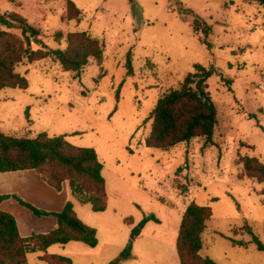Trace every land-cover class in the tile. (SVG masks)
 <instances>
[{"label":"rangeland","instance_id":"obj_1","mask_svg":"<svg viewBox=\"0 0 264 264\" xmlns=\"http://www.w3.org/2000/svg\"><path fill=\"white\" fill-rule=\"evenodd\" d=\"M71 1L81 11L78 20H67V0H0V13L38 30L26 40L20 28L0 24L22 51L63 49L65 35L75 31L102 45L101 58L90 57L78 74L63 71L53 57L23 58L14 70L26 77L27 88L0 90L1 132L64 136L92 147L103 164V211L78 202L67 181L61 191L77 217L95 228L97 245L53 244L47 254L72 264H179L178 226L194 202L212 213L201 255L218 264H264V253L246 232L249 226L264 244V179L250 178L241 163L247 155L264 164V6L250 0ZM201 69L211 71L204 85L217 111L211 139L196 137L166 150L146 146L158 98ZM11 175L0 172V194L15 190L40 209L55 207L45 203L46 191L53 190L35 171ZM3 207L22 236L47 231L43 216L13 198ZM148 215L156 220L132 237L133 226ZM126 247L130 255L116 261ZM40 254L28 253V264H48Z\"/></svg>","mask_w":264,"mask_h":264},{"label":"trees","instance_id":"obj_2","mask_svg":"<svg viewBox=\"0 0 264 264\" xmlns=\"http://www.w3.org/2000/svg\"><path fill=\"white\" fill-rule=\"evenodd\" d=\"M255 1L264 6V0ZM81 11L74 2L67 0V20H78ZM0 24L7 28L18 27L28 40L38 30L19 17L0 13ZM208 34V25L204 26ZM59 35V33H57ZM65 48L30 50L8 39V32L0 30V90L4 88L26 89L27 79L17 73L15 66L26 58L28 63L53 57L63 71L78 74L90 57L100 59L102 45L85 31L68 32L65 35ZM127 74L131 73V64L127 59ZM211 71L201 69L188 74L179 88H172L158 98L151 110V128L145 138L148 147L166 150L179 143L189 142L196 137L211 139L217 121L215 104L205 90V81ZM242 169L254 180L264 179V164L255 157L243 156ZM103 168L96 151L92 147L76 146L64 136H49L40 132L34 137L8 135L0 131V172L34 170L40 178L56 191L61 190L65 181L71 195L80 203L88 204L94 212L106 208L105 180L101 174ZM13 198L21 206L37 216H54L55 225L46 232L31 233L22 236L14 216L0 209V264H28L27 254L41 251L38 256L48 264H72L70 258L60 254H47L46 249L53 244H65L78 241L86 246L95 247L98 243L95 228L81 221L73 210L70 200L62 209L46 211L22 199L15 193L0 194V201ZM211 208L190 202L182 213L175 240L179 264H218L208 256L201 255L202 233L210 219ZM156 220L153 215L144 216L131 230L136 237L144 224ZM250 242L264 253V244L250 227ZM237 246H244L242 240L230 237ZM129 248H124L119 258L128 257Z\"/></svg>","mask_w":264,"mask_h":264},{"label":"crops","instance_id":"obj_3","mask_svg":"<svg viewBox=\"0 0 264 264\" xmlns=\"http://www.w3.org/2000/svg\"><path fill=\"white\" fill-rule=\"evenodd\" d=\"M32 171H34V170H23V171H15V172H1V173H12V175L11 176H18L19 174H26V175H28V174H30ZM20 172H26V173H20ZM40 177V176H39ZM30 181H31V184L33 185V186H36V185H38V181H37V179H36V177H32V176H30ZM41 179V178H40ZM42 180V179H41ZM43 181V180H42ZM44 182V181H43ZM45 183V182H44ZM46 184V183H45ZM49 186V185H48ZM50 187V186H49ZM63 188H64V183H63V185H62V188H61V190H59V191H56L55 189H53L52 187H50V189L51 190H53V191H50V190H47L46 191V195H45V199H46V201H45V203H47V204H50V203H52V204H54L55 205V207L54 208H43V210H46V211H58V210H60V209H62V207H63V205H64V203L68 200V198H67V195L66 194H64V193H61V191L63 190ZM2 189L0 188V191H1ZM19 191H15V190H12V192H7V193H15V194H17V195H21V194H19L18 193ZM2 194V193H1ZM4 194V193H3ZM9 199V198H8ZM6 200V199H5ZM15 200V199H14ZM25 200V199H24ZM27 201V200H26ZM29 202V201H28ZM31 203V202H30ZM3 204H4V200H2V201H0V209L2 210H4V211H9V209L8 208H5V207H3ZM32 204V203H31ZM34 205V204H33ZM35 206V205H34ZM40 206H42V205H40ZM37 207V206H36ZM43 207V206H42ZM39 208V207H38ZM42 209V208H41ZM40 221H42V222H45V223H47V227H46V229H47V231L50 229V228H52L54 225H55V218L53 217V216H43L41 219H40ZM21 234V233H20ZM52 246V245H51ZM51 246H49V247H51ZM48 247V248H49ZM47 248V249H48ZM47 249H46V252H47Z\"/></svg>","mask_w":264,"mask_h":264}]
</instances>
